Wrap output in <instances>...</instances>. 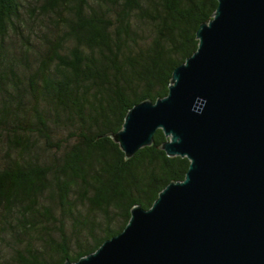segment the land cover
I'll return each instance as SVG.
<instances>
[{"label":"trees","instance_id":"1","mask_svg":"<svg viewBox=\"0 0 264 264\" xmlns=\"http://www.w3.org/2000/svg\"><path fill=\"white\" fill-rule=\"evenodd\" d=\"M218 0H0V264H64L150 208L190 160L111 134L169 92Z\"/></svg>","mask_w":264,"mask_h":264},{"label":"water","instance_id":"2","mask_svg":"<svg viewBox=\"0 0 264 264\" xmlns=\"http://www.w3.org/2000/svg\"><path fill=\"white\" fill-rule=\"evenodd\" d=\"M166 96L131 107L111 134L127 158L155 143L187 157L150 208L64 264H264V0H218Z\"/></svg>","mask_w":264,"mask_h":264}]
</instances>
